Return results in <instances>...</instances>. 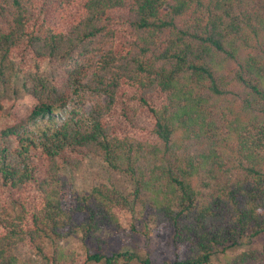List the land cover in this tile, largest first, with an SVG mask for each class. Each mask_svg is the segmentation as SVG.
Returning <instances> with one entry per match:
<instances>
[{
	"label": "trees",
	"instance_id": "16d2710c",
	"mask_svg": "<svg viewBox=\"0 0 264 264\" xmlns=\"http://www.w3.org/2000/svg\"><path fill=\"white\" fill-rule=\"evenodd\" d=\"M17 74L27 114L4 103ZM92 157L132 190L76 196L63 171ZM131 211L174 230L169 264H215L264 235V0H0V264H27L16 247L45 238L99 240ZM225 264H264V247Z\"/></svg>",
	"mask_w": 264,
	"mask_h": 264
},
{
	"label": "rangeland",
	"instance_id": "374dc122",
	"mask_svg": "<svg viewBox=\"0 0 264 264\" xmlns=\"http://www.w3.org/2000/svg\"><path fill=\"white\" fill-rule=\"evenodd\" d=\"M42 73L46 77L57 75L51 62L44 64ZM6 87V86H5ZM4 103L7 107L14 105L17 110L27 114L35 105L32 95V84L25 74H17L12 83L5 88ZM91 109V105L87 107ZM64 178L72 185L76 196H88L92 189L100 183L113 184L129 193L132 190L129 179L112 172L108 166L97 158H87L81 169L65 167ZM123 227L120 231L105 228L99 240H86L82 235H73L64 240L45 238L33 248L19 245L15 252L18 258L27 264H47V256L56 249L64 252H101L105 255L130 252L134 254L133 264L140 260L150 259L154 264H169L175 260L174 230L158 228L156 222L148 214L139 211L126 212L122 217ZM264 235L246 237L233 248H217L214 255L215 264H225L232 256L247 250L262 249Z\"/></svg>",
	"mask_w": 264,
	"mask_h": 264
}]
</instances>
